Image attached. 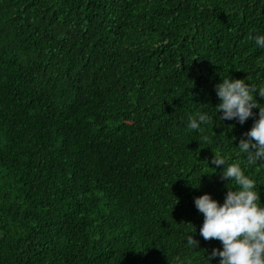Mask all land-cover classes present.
I'll list each match as a JSON object with an SVG mask.
<instances>
[{
  "label": "trees",
  "instance_id": "16d2710c",
  "mask_svg": "<svg viewBox=\"0 0 264 264\" xmlns=\"http://www.w3.org/2000/svg\"><path fill=\"white\" fill-rule=\"evenodd\" d=\"M256 35L264 0H0V264H219L194 202L236 187L214 153L264 206L237 147L259 108H215L222 78L264 87Z\"/></svg>",
  "mask_w": 264,
  "mask_h": 264
},
{
  "label": "clouds",
  "instance_id": "9594fccd",
  "mask_svg": "<svg viewBox=\"0 0 264 264\" xmlns=\"http://www.w3.org/2000/svg\"><path fill=\"white\" fill-rule=\"evenodd\" d=\"M255 44L264 48V35L250 37ZM216 93L220 102L216 112H222L220 120L238 119L243 125L254 115L253 109L259 108L258 119L244 133L238 144L239 153L244 154L248 165L264 161V107L254 97L257 93L264 98V87L258 90L242 79L222 78L217 84ZM212 118L206 113L189 117L186 127L189 130H201L202 124H209ZM208 142L209 137H201ZM211 164L224 165L221 178L234 182L235 188H228L223 204L204 194L195 198V206L204 216L200 235L204 240H218L222 250L214 248L208 260L220 257L219 264H264V206H261L260 194L255 190L256 182L242 170L239 163H227L219 153H214ZM187 244L197 248L199 242L192 235L187 236Z\"/></svg>",
  "mask_w": 264,
  "mask_h": 264
}]
</instances>
